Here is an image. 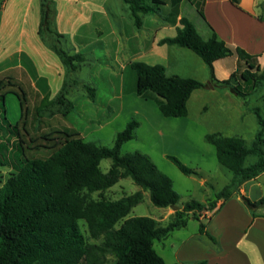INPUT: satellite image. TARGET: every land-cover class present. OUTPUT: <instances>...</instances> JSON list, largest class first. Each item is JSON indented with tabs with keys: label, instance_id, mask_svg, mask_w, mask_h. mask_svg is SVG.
Returning a JSON list of instances; mask_svg holds the SVG:
<instances>
[{
	"label": "trees",
	"instance_id": "obj_1",
	"mask_svg": "<svg viewBox=\"0 0 264 264\" xmlns=\"http://www.w3.org/2000/svg\"><path fill=\"white\" fill-rule=\"evenodd\" d=\"M121 1L129 7L137 29L142 28L144 16L155 14L164 6V0ZM5 3L6 0H0V21ZM262 7L264 11V3ZM199 12L203 16L201 8ZM56 20L55 0H40L38 36L59 57L66 76L55 98H43L37 109L39 119L52 115L57 107L65 110L64 116L74 111L68 95L80 83L70 80L69 76L80 72L86 62L83 53L72 55L63 49L66 36L58 31ZM259 20L264 23V15ZM180 23L177 35L160 44L186 48L199 56L210 71L208 83L179 75L167 76L163 65L143 62L129 65L137 74V95L145 100L154 99L164 117H187L188 102L198 90H228L242 100L264 90V70L256 57L242 49L233 50L217 35L203 40L186 18ZM233 55L238 58L239 69L228 80H217L214 64ZM85 88L94 94V89ZM11 95L18 99L20 111L28 113L26 91L14 77L6 75L0 79V168L12 167L13 172L0 189V264H167L154 248L156 241L186 228L190 214L201 221L196 213L213 211L220 202V208L223 207L244 183L264 175V109L259 107L252 109L260 130L251 146L242 138L225 137L221 133L206 136V141L216 148L219 163L234 175L231 184L207 204L191 201L180 210L177 207L181 196L172 180L147 155L121 154L122 146L135 138L137 121L130 122L117 135L113 147L86 142L75 131H55L31 138L27 143L22 134V131L29 134L27 120L20 127L19 120L12 123L9 119L7 97ZM39 148L48 150L49 157H28L27 151ZM252 157L256 161L248 165ZM169 159L184 175L202 177L178 159ZM104 160L112 161L106 173L101 170ZM127 178L141 190L117 201L104 197L105 192ZM144 192H149L154 206L175 209L166 227L158 226L150 217H130L144 199ZM96 193H99L98 199L93 198ZM240 195L254 219L264 218L257 215L258 210L264 209V198L252 201ZM79 221L87 224L89 239L98 244L87 241ZM200 233L217 244L202 221Z\"/></svg>",
	"mask_w": 264,
	"mask_h": 264
},
{
	"label": "rangeland",
	"instance_id": "obj_2",
	"mask_svg": "<svg viewBox=\"0 0 264 264\" xmlns=\"http://www.w3.org/2000/svg\"><path fill=\"white\" fill-rule=\"evenodd\" d=\"M28 1L23 3V0H9L7 3L9 14H13V18L19 22L13 35L14 47L18 46L20 33L26 32L27 35L36 23L39 24V1L31 0L27 4ZM82 4L80 2L75 6L79 15L83 14ZM107 10L116 24H120L124 18L125 26H132L127 6L121 0H111ZM24 20H27V25L23 24ZM82 21H86V17H80V22ZM91 28L89 25L88 30L84 29L83 33L88 42L80 48L86 62L80 72L69 76L70 80L80 83V86H73L68 95V99L75 106L74 111L64 116L65 110L57 107L52 115L39 119L37 109L43 97L53 99L56 94H39L31 87L28 79L21 72H17L12 77L27 93L28 102L25 107L28 113L20 111L18 99L11 95L7 97L9 119L12 123L19 120L20 127L27 120L26 127L30 135L22 131L27 143L31 138L36 139L55 131H75L86 142L105 147H113L117 135L130 122L137 121L139 127L135 131V138L122 146L121 154L140 152L147 155L172 180L174 189L181 196L177 207L180 210L191 201L207 204L231 184L234 175L219 163L216 148L206 141V136L221 133L225 137L242 138L251 146L260 130L252 109H264L263 90L246 100L238 98L228 90L217 89L216 94H212L210 90H202V96L197 94L200 96L195 95L189 100L187 117L166 118L154 99L145 100L137 95V74L128 64L132 57L127 45L122 44V52L117 60L111 51L112 47L106 49L97 40L106 29L100 26ZM126 31L130 32L129 29ZM133 31L137 33L136 29ZM65 36L66 41L62 47L67 53L74 54L72 46L67 44L70 36ZM190 53L192 58L200 61L196 54ZM57 59L60 62L58 57ZM187 74L183 73L182 76ZM6 75L0 74V79ZM209 77L207 68L196 75V80L204 82ZM85 86L94 89V94L91 95ZM34 146L32 144L31 148ZM27 155L30 158L46 159L50 152L39 148L38 151H27ZM170 157L198 171L202 177L184 175ZM255 161L256 158L252 157L248 165ZM111 165V160H104L101 163L102 172H108ZM11 172L12 167L0 168V189ZM244 184L213 220L222 202L213 211L196 213L202 223L206 224L208 232L217 239V244L201 235V221L190 214L186 228L176 230L168 238L155 242L157 253L167 264H264V218L254 219L240 195V190L244 188L245 196L250 200L264 198V175L249 181L245 187ZM140 190L131 178H127L103 195L110 201H117ZM143 195L144 199L133 209L130 217H150L158 226L166 227L171 222L175 209L158 208L151 202L149 192H144ZM93 198L98 199L99 193L93 194ZM262 213L264 209L257 211L259 216H263L260 215ZM78 224L89 243H99L89 239L88 226L84 221H79ZM221 249L223 255L216 259L215 253ZM110 259L113 261L111 257Z\"/></svg>",
	"mask_w": 264,
	"mask_h": 264
},
{
	"label": "crops",
	"instance_id": "obj_3",
	"mask_svg": "<svg viewBox=\"0 0 264 264\" xmlns=\"http://www.w3.org/2000/svg\"><path fill=\"white\" fill-rule=\"evenodd\" d=\"M8 1L6 0L0 21V74L13 76L21 72L39 94L57 95L64 86L66 69L61 60L58 61V56L40 40L38 36L40 18L39 24L36 23L27 35L26 32L20 33L18 46L14 47L13 35L19 27V22L13 18V14H9ZM25 1L27 0H23V3ZM38 1L40 4V0ZM55 1L58 9V31L70 36L67 44L72 46L74 54L82 53L80 50L82 44L88 42L83 33L84 29H87L89 25L91 29L100 26L106 29V32L97 40L106 49L112 47L111 51L117 60L122 52V44H126L132 57V61L128 62L129 65L131 62H143L152 66L163 65L167 76L179 75L196 79L197 74L208 68L199 56L197 57L200 61L192 58L190 53L192 51L186 48L160 44L164 39L174 38L178 29L181 28V20L186 18L195 26L203 40L208 41L217 35L220 41L233 50L242 49L256 57L261 69L264 70V23L259 20L264 15L262 7L264 0H164V6L157 13L143 17L141 29L134 26L127 5L129 17L132 20V26L128 27L123 23L124 18L120 24L113 21L112 14L107 10L111 0ZM80 2L83 3L81 15L75 9ZM200 8L203 16L199 12ZM80 17H86V21L80 22ZM25 21L27 20H24L23 24L27 25ZM134 29L137 33L133 31ZM239 66L236 55L217 61L214 64L216 79L228 80ZM183 73L188 74L182 76ZM210 79L211 75L203 83H208ZM210 91L216 94L217 89ZM201 92L202 90L195 91L190 101L197 94L202 96ZM247 184L248 182L244 184V187ZM240 193L245 196V189L242 188ZM223 207L220 210L218 208L219 211L212 220ZM222 255L223 249L215 253V258L219 259Z\"/></svg>",
	"mask_w": 264,
	"mask_h": 264
}]
</instances>
